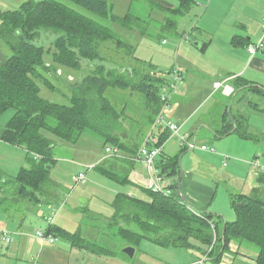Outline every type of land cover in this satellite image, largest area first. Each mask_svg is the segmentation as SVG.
I'll use <instances>...</instances> for the list:
<instances>
[{"label":"trees","instance_id":"obj_1","mask_svg":"<svg viewBox=\"0 0 264 264\" xmlns=\"http://www.w3.org/2000/svg\"><path fill=\"white\" fill-rule=\"evenodd\" d=\"M66 1L84 9L94 18L58 0H30L16 10L0 12V41L5 43L10 53L7 61L0 66V116L14 110L0 139L25 149L33 161L32 166L19 171L14 182L18 184L22 198L34 204L37 201L34 197L39 199L38 195L45 192L43 187L51 180V169L55 164L52 156L54 142L49 135L74 145L83 135H96L102 139L105 148L116 147L132 158L138 155L140 143L130 144L128 139H123V134H118L125 123L122 121L125 109L118 111L114 108L106 96L107 90L142 94L153 124L163 108L160 91L166 80L159 77V72L151 64L144 66L140 63L134 57L135 47L121 39L118 33L136 34L143 20L130 12L123 17L115 15L113 6L106 0ZM188 7L182 3L172 13L183 16L189 12ZM41 29L60 34L54 47L48 51L33 43ZM232 44L249 46V42L241 37H235ZM46 53L52 56L49 65L44 60ZM124 58L132 60L135 65L120 64L118 61L125 62ZM85 67L87 70H84ZM40 69L50 76H62L67 70L78 74L73 86L76 93L68 104L53 103L41 96L40 85L51 90L54 86L40 73ZM233 84L238 89L243 88L264 98L262 86L241 78ZM251 105L254 110L264 112L257 103L252 102ZM225 116L230 126L219 132L222 135L234 128L229 114ZM232 117L237 127L235 133L243 139H251L253 136L246 131L249 120ZM156 135L158 142L148 145L150 148L164 145L170 132L163 128L156 131ZM178 158L161 156L157 161L156 166L163 178L179 176ZM117 161L120 160L105 156L93 170L120 184H130L127 174L121 176L116 171L119 166ZM257 182L264 186V171L257 176ZM148 193L151 197L148 202L125 192L114 197L115 216L108 220L110 226H118L116 235L129 246L139 247L142 240L147 239L161 247L184 248L190 246L191 237H196L210 250L205 258L220 259L232 242L241 246L250 243L258 247L256 264H264V198H260L257 192L254 195H230L233 222L212 213L192 210L180 199L176 183L164 192ZM45 233L53 237L61 235L74 247H82L81 243H86V248H94L92 252L114 255L113 251L82 239L80 234L68 233L54 225H49Z\"/></svg>","mask_w":264,"mask_h":264},{"label":"rangeland","instance_id":"obj_2","mask_svg":"<svg viewBox=\"0 0 264 264\" xmlns=\"http://www.w3.org/2000/svg\"><path fill=\"white\" fill-rule=\"evenodd\" d=\"M58 1L68 5L77 12L94 18L87 11L69 1ZM106 1L113 6L114 14L120 17L127 14L129 4L131 3V0ZM242 1L243 0H213V7L210 13L205 15L206 7L209 6V4L205 3L203 6L204 8L198 7L199 9H195L196 11L192 13L189 12L188 14L185 13V16L183 15L180 17L177 14L168 13L167 11L162 10L158 5H153V3L150 4L148 0H135L132 2L129 12L143 20L140 24V28L134 35L124 34V31L118 33L121 39L128 41L135 47L134 57L139 59L140 63L144 64V66L151 64L156 72H159V77L168 78L171 75L168 74L167 71L169 66L171 65L172 67L169 70L171 71L177 65V62L175 61V58H177L175 51L178 45L180 46L184 43V46H189L190 49L195 52L194 54L197 53L195 38L191 35L190 38L192 40L188 41L187 39L182 40V36L185 33H191L194 27L202 29L203 24L211 25L214 21L223 19L233 20L236 18V10L241 6ZM262 6L263 1L261 2L257 0L253 2V5L246 7L249 8L246 12H241V19L247 15V21H249V18L252 19L251 21L253 23L254 20H256V32L260 23L257 24V22L262 16L261 12L256 8ZM228 14L229 16H227ZM168 21L173 23L168 26L166 25ZM105 23L110 25L108 22ZM196 31L197 30L194 29V36L201 39L199 41V48L201 49L206 38H200L201 36L196 33ZM59 36V33L41 29L38 32L37 39L33 43L48 51L54 47V43ZM257 39L258 38H256V40ZM3 43L1 44L4 46L5 43ZM172 48H174L175 51L173 50L174 53L170 54L168 50ZM112 55H115V53H112ZM44 60L45 63L49 65L52 61L51 54L46 53ZM118 62L122 65H135V62L129 59H125V62L122 60ZM86 67L84 70H87ZM40 73L44 77L50 79L54 86V89L51 90L44 85H40L41 96L53 103L63 105L68 104L70 98L76 93V89L73 86L77 82L76 79L78 74L67 70L62 76H50L44 71V69H40ZM58 73L60 74V72ZM188 75L189 73L185 71V79L188 78ZM188 83H191V81H188L186 84ZM179 88L180 86L177 88L176 93ZM173 95L174 94H168V97L170 98V96ZM106 96L116 110L120 111L125 109L124 115H130V113H133L134 116H136L137 113L142 110L141 113L144 114L145 111L146 115L149 116L147 109L143 111V102L145 99L142 94L109 89L106 92ZM258 113L259 112H256L255 110V112L252 113V118H249L251 125L250 134L253 132L258 135L257 139L256 136L252 137V140L254 141L252 143L254 146H259L256 149L259 150L260 153L258 155V160L264 163V114L260 115V113ZM13 115L14 110H9L0 116V135ZM139 116L142 120L145 119L144 115L139 114ZM164 117L169 120L166 117V112L164 113ZM163 128L165 129V126H163ZM148 131V125L137 124V121H133L123 123L122 128L118 133L119 135L123 134V139H128L129 142L130 140L135 141L134 138L136 137L133 138L134 134L143 140V137L148 134ZM125 135H127L126 138ZM49 137H51L54 142L52 156L56 162L52 169L50 167L51 180L43 187L45 192L38 195L39 199H37V197L35 199L34 197V201L37 200L35 201L36 204L24 200L21 194H19L18 184L14 182V178L20 171L19 166H32L33 161L22 149L4 143L0 139V176L4 175V180L13 181L16 188V194L10 196V201L1 205L0 214L17 217L23 216L29 212L20 226L23 227V233L26 231L29 233L28 236H25L24 234L21 235L24 243L26 245L28 244L29 251L25 258H19L20 261L9 258L8 260L12 264H197L200 263V261H204V264H230V262H227L224 258L229 257V260L233 262V259L236 258L239 260L240 256L247 254L245 250L254 253L258 252V247L256 245L244 243L243 246L238 244L232 247L230 245V248L224 252V255L221 256L222 258L220 259H215V257L205 258V255L210 251L209 248L204 246L199 238L191 237L189 240L190 246L184 248L161 247L154 242L144 239L139 244V247L134 248L136 250L132 258L126 256L123 254V250L131 246H129V244L120 236L116 235L118 226H110L108 220L115 216V209L112 205L114 197L120 192L133 190V192L136 193L135 195L143 197V200L148 202L151 198L149 193L137 189L129 183L120 184L101 175L97 170H93L106 156L104 142L99 136H92L90 134L83 135L75 145L63 142L52 135H49ZM202 141H205L209 149L210 147L213 149L217 148V150L224 148L223 144L220 146L219 144L211 142V140L200 139L199 144ZM225 142L227 141H224V143ZM195 153L198 154L197 152ZM111 158L121 160L116 157ZM255 161L256 160H254V162ZM119 162L120 161H117L116 164L119 165ZM223 163H226L229 167L233 162H231V160H225ZM263 167L259 168L258 171H255L252 176L257 178V176L263 172ZM115 169L118 171L117 167ZM125 172H120L121 176H123ZM80 173H83L86 176V182L83 184L76 183V176ZM209 179H211L212 183H210L213 185L215 192L218 191L213 207L226 214L229 218L228 220L225 219L226 221L233 222L234 214L230 206L229 194H240V192H234L233 190V187H235L238 182L229 181L226 186L224 182L219 180V177L214 178L209 175ZM242 181L244 183V179ZM245 184H248V182ZM250 189L251 186L249 185L248 188L242 189V191L247 192L241 193L254 195V192H257V195L260 196V198H264V186H262L261 189L258 188L256 191ZM9 190L11 193H14V187H10ZM223 192H225L226 198ZM31 198H33V196ZM43 200L45 202H42L40 212L45 218H42L39 215V209L37 208V202ZM8 207L11 211L3 210ZM52 222L53 225L55 224L59 226L66 232L80 234L82 236L81 238L88 240L89 243L113 251L112 253H114V255L106 256L99 252H92L91 249L93 247L86 248V243H81L82 247H74L61 235H57L56 237L49 236L55 241L51 244L47 243L46 245H42V241L36 236V232H45L48 225ZM26 226H28V228ZM11 230L14 231L15 229L12 227L4 228L2 232L7 233L12 240L13 238L14 240L19 238L12 235ZM2 244L3 242L0 237V250L7 251L8 248L4 247ZM12 245L13 244L10 246ZM4 253L6 254V252ZM0 264H7V261H0ZM246 264L254 263L251 260V262H246Z\"/></svg>","mask_w":264,"mask_h":264},{"label":"crops","instance_id":"obj_3","mask_svg":"<svg viewBox=\"0 0 264 264\" xmlns=\"http://www.w3.org/2000/svg\"><path fill=\"white\" fill-rule=\"evenodd\" d=\"M27 1L30 0H0V12L16 10ZM148 1L150 4L153 3V5H158L162 10H165L168 13H172V11L177 10L182 3L186 7L189 6L188 8L190 13L196 11L199 8H204L203 6L205 3L209 4V6L206 7L205 15L210 13L213 7V0ZM254 1L257 0H243L241 2V6L237 8L236 18H234L233 20H216L211 25L203 24L202 29L194 27L191 33H185L182 36V40L187 39L188 41H191V35L195 38V47L197 48L196 54H194L195 52H193L189 46H184V43L183 45H178L176 51L174 48L168 50L170 54H173L175 51V55L177 56V58H175V61L177 62L176 67L180 68L182 71L183 83L179 85L180 88L177 93L175 91L174 95L171 96V100L169 103L170 107L168 109V112H166V117L169 119V121L174 122L181 128V133L189 134L194 138V140L196 141L197 149L193 151L184 150L180 147L177 140L169 139L163 145L162 152L155 161V168L161 175L160 169H158L156 166L157 161L160 160L161 156H166L169 158L179 157L178 161L181 159V166L183 171L181 172L179 165L178 177H164L165 186H171L173 183H176L178 186V183H180L179 186L181 194L186 199V204L192 210L202 213L210 212L214 215L220 216L223 220H228L229 218L225 213L218 211L213 207L218 191L215 192V190L213 189V185H211L212 182L211 179H209V175L210 177L212 176L214 178L219 177V180L221 182H224L226 186L228 185L229 181L238 182L236 186L233 187V190L234 192H240V194H243L241 192H247L242 191V189L248 188L249 185L251 186V189L255 191L258 190V188H262L261 185L258 186V182H256L257 178L255 177V180V178L252 176L255 172V170L252 168V163H254V160H256L261 167L264 166V163L258 160V155L260 153L259 150L256 149L259 146L253 145L252 142L254 141L252 140V138L243 139L235 133L237 127L234 119V128L232 131L225 135L219 133L223 130H226L225 128L229 129L230 126L225 119V114L228 113L231 116L233 115L237 119H240V117H245L249 120V118H252V113L255 112L251 105L252 102H256L259 107L264 110V98L261 99V97H259L258 95H255L251 92H246L243 88L238 89L233 84L236 79L241 78L248 82L264 87V52L255 55L253 58H250L247 52V47L234 46L232 44L235 37H241L247 40L249 42V45L253 44L261 38L260 36H262V31L264 28V0H259L261 2L263 1V6L256 8L262 14L260 20H258L257 22V24L260 22L257 32L255 31L256 20H254V23L250 18L249 21H247V15H245L243 19H241V12H246L249 9L246 7L249 5H253ZM132 2L133 0H131V3L129 4L127 10L128 12L130 11ZM189 12H187V14ZM227 16H229V14ZM172 23L168 21L166 25L170 26L169 24ZM194 29L197 30L196 33L201 36L200 38H206L201 49L199 48V41L201 39L194 36ZM256 38L258 39L256 40ZM1 43L2 42L0 41V66L3 65L10 56L7 48ZM171 68L172 67L170 65L167 70L168 74H171V71H169ZM185 71L189 73L187 79H185ZM164 79L166 80V83H168L172 78L170 75V77ZM188 81H191V83L186 84ZM216 83H222L224 85H229L235 88L234 94L230 97L224 95L222 88L218 89L215 87ZM143 104L144 111L147 109V105L145 101L143 102ZM141 111H139L136 116H134L133 113H130V115L122 116V121L125 123L137 121V124H145L149 126L148 134L143 137V140H141L139 136H135L136 134H134L133 138L136 137L134 138L135 141H129V143L133 145L140 143V148L146 145L149 135L153 132L154 127V124L150 119L151 114L149 113V116H147L145 111L144 114L141 113ZM258 112L260 113V115L264 114V112ZM139 114L144 115L145 119L142 120ZM250 129L251 125L250 121H248V127L246 130L248 134H250ZM158 130H163V128H158L157 131ZM251 133L253 135H250L256 136L257 139L258 135L253 132ZM126 136L127 135H125V138ZM200 139L211 140V142L219 144L220 146L221 144H223L224 148L220 150H217V148H215V150L210 147L209 149L205 141H202L199 144ZM224 141L227 142L224 143ZM203 146L207 147V150H202ZM17 148L22 149L27 154L25 149L21 147ZM195 152H197L198 154H196ZM121 154L122 158H120L121 160L119 162V166H117L118 171H126L125 174H127L130 184L135 186L137 189L147 192L148 190L145 188V182L148 178V173L143 162H136L135 160L129 159L132 157L128 154L126 155L124 152H121ZM225 160H231V162L233 163L228 167L226 163H223ZM102 161L103 159L101 160V162ZM19 167L20 170H22V168H29V166ZM4 179V175L0 176V205H3V203L10 201V196L12 194H16V188L13 184V181ZM243 179L244 183L242 181ZM246 182H248L249 185L245 184ZM10 187H14V193L10 192ZM125 193L141 200L144 199L143 197L135 195L136 193H134L133 190H129ZM223 193L226 198L225 192ZM231 194L232 193L229 194V202ZM44 200L40 201L37 205V208L39 209V215L42 218L45 217L40 212V208L42 202H45ZM3 210L11 211L9 207ZM28 214L29 212H27L23 216L17 217H12L10 215L4 216L3 214H0V234L2 230H4V228L12 227L15 230H11V234L19 237L15 240L13 238V243L11 242L7 245L1 240L3 242L2 245L8 249L7 251L0 250V261L6 260L7 264H12L8 260L9 258L20 261L19 258H25L26 254L28 253V244L26 245L24 243L23 237L21 235L24 234L25 236H28L29 233L28 231L23 233V227H20ZM54 226L60 228L55 224ZM26 227L28 228V226ZM11 244L13 245L10 246ZM230 245L234 247V245H238V243L232 242ZM4 252H6V254ZM245 252L248 255L243 254L242 256H240L239 260L235 258L232 262L229 260V257L224 259L227 262H230V264H246V262H251V260L254 264H256L255 260L258 256V253H254L249 250H245Z\"/></svg>","mask_w":264,"mask_h":264},{"label":"built area","instance_id":"obj_4","mask_svg":"<svg viewBox=\"0 0 264 264\" xmlns=\"http://www.w3.org/2000/svg\"><path fill=\"white\" fill-rule=\"evenodd\" d=\"M247 52L250 56V58H253L255 55L264 52V28L262 31L261 38L256 42L247 47ZM171 81L166 83L160 91V98L163 102V108L161 110V113L157 117L154 127H153V133L149 136L146 145L143 146L138 155L136 157L131 158L132 160H135L136 162H143L147 169L148 178L145 182V188L148 191H151L153 193H161L166 190V186L164 184V178L158 173V171L155 168V161L157 157L161 154L163 145L157 148H150L148 145H156L158 142V138L156 135V131L158 128H162L165 126V128L170 132L169 139H175L179 142L180 147L185 150L193 151L197 149L196 141L192 136L189 134H183L181 133V128L175 124L172 121H169L165 119L164 113L168 111L170 105V98L168 97V94H174L179 85L183 83V75L180 68L175 67L173 70H171ZM216 88H222V91L224 95L226 96H232L234 93V89L229 85H224L222 83H216ZM202 150H207V147L203 146ZM105 154L107 157H116V158H122V154L120 149L116 147H106L105 148ZM252 168L255 171H258L261 166L256 161L252 163ZM264 171V170H262ZM77 182H83L85 180V174L80 173L77 176ZM51 235H47L45 232L37 231V237L42 241V244L46 243H53L55 240L52 237H49ZM1 240L7 245L12 242V239L7 235V233L3 232L1 234ZM203 262V263H201ZM198 264H204V261H200Z\"/></svg>","mask_w":264,"mask_h":264},{"label":"water","instance_id":"obj_5","mask_svg":"<svg viewBox=\"0 0 264 264\" xmlns=\"http://www.w3.org/2000/svg\"><path fill=\"white\" fill-rule=\"evenodd\" d=\"M61 72V71H59ZM229 118L231 120V123L234 124V120H233V117L231 115H229ZM179 165H180V170L182 172V166H181V159L179 160ZM182 177V175H181ZM180 183H178V186H177V192H178V195L180 197V199L182 200L183 203H187L186 199L184 198V196L181 194V190H180ZM134 252H135V249L133 247H127L123 250V253H125L127 256L129 257H133L134 256Z\"/></svg>","mask_w":264,"mask_h":264},{"label":"bare ground","instance_id":"obj_6","mask_svg":"<svg viewBox=\"0 0 264 264\" xmlns=\"http://www.w3.org/2000/svg\"><path fill=\"white\" fill-rule=\"evenodd\" d=\"M50 168V167H49ZM86 182V176H85V180L83 182H77V183H85ZM50 225H52V223H50Z\"/></svg>","mask_w":264,"mask_h":264}]
</instances>
